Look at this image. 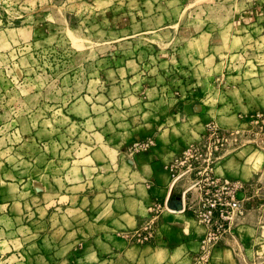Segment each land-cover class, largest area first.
<instances>
[{
    "label": "rangeland",
    "instance_id": "obj_1",
    "mask_svg": "<svg viewBox=\"0 0 264 264\" xmlns=\"http://www.w3.org/2000/svg\"><path fill=\"white\" fill-rule=\"evenodd\" d=\"M164 70L175 75L167 79L171 87L185 85L194 100L202 87L206 102L224 109L223 121L210 120L185 150L206 145L201 150L206 155L215 146L208 124H217L224 140L209 166L221 165L225 178L249 185L243 219L260 247L252 256L264 264V0H0V170L16 177L12 189L23 201L16 221H3L2 227L24 236L21 243L32 249L29 256L18 255L17 264L40 263L29 237L56 230L57 207L67 205L54 197L60 188L76 184L84 196H93L95 188L111 182L100 168L105 163L116 182L126 167L121 141L126 121L135 117L126 108L135 105L139 73L152 77ZM190 73L201 77L199 85ZM184 74L189 79L176 77ZM76 104L96 108L84 126L73 122L86 112L75 111ZM105 122L106 138L90 134ZM145 139L133 141L129 154L144 150L132 145ZM115 151L117 157L106 158ZM191 164L194 171L181 178L184 190L205 165ZM238 170L244 178L236 176ZM43 193L51 221H41ZM75 211L64 214L85 216ZM52 247L50 241L47 249ZM61 248L67 259L72 244Z\"/></svg>",
    "mask_w": 264,
    "mask_h": 264
},
{
    "label": "crops",
    "instance_id": "obj_2",
    "mask_svg": "<svg viewBox=\"0 0 264 264\" xmlns=\"http://www.w3.org/2000/svg\"><path fill=\"white\" fill-rule=\"evenodd\" d=\"M139 74L142 83L138 94L136 89L133 90L137 94L135 105L126 108L127 113L135 112V117L126 121V138L121 141L124 144L121 155L126 159V167H122L116 182L112 183L116 175L109 174L106 163L100 166L104 169V179L107 181L110 177L111 182H106L100 190L95 188L93 196H84L82 189L76 184L57 191L54 197H63L66 200L63 202L67 205H64V209L62 205L57 207L56 230L40 231L32 238L29 237L35 240L34 250L40 257L39 264H197L195 255L206 228L191 209H163L156 221L154 239L144 244L126 240L120 232H134L151 220V207L156 202L167 205L169 200L175 201L181 197L186 183L180 179L172 185V164L192 142L199 140L210 120L223 121L224 109L208 104L205 100L207 94L202 87L200 90L199 86L195 89L198 100L189 96L185 85L180 88L171 87L167 79L175 77L173 72L157 71L152 77H149L150 73ZM190 75L191 80L197 79L192 80L196 82L194 85H199L201 77L192 73ZM176 77L187 80L190 76L185 78L184 74ZM189 89L191 90L190 86ZM195 90H191L190 94H194ZM125 94L129 95L128 92ZM77 104L75 111L83 109L86 112L83 115L77 113L78 119L73 122H80L84 126L89 120L87 117L96 108L84 105L81 109ZM230 117L232 122L238 119L235 114ZM108 125L109 122H105L101 127L94 126L90 134L96 136L102 135V132L103 138H106ZM147 137L155 138L154 147L129 154V146L133 141ZM104 141L107 143V140ZM96 145L101 148L107 144L96 143L94 146ZM117 154L115 151L106 158L117 157ZM214 170L227 177L223 174L225 170L221 165ZM234 173L237 177H245L240 170ZM15 180L16 177L6 176L5 171L0 170V264H17L18 255L29 256V252H32L31 248L27 249L21 243L24 236H17L16 232L5 231L2 227L3 221L15 222L19 208L22 210L23 207V201L17 197V190L12 189L16 188ZM45 196L46 193H43L40 203V217L44 222L53 219L49 218L50 209ZM199 197L200 193L192 190L186 194V204L196 207ZM56 202L60 200L57 199ZM64 210H79L85 216L82 219L70 218L69 215L65 216ZM247 223L248 219L245 217L233 233L223 238L214 248L208 264H257L252 255L257 256L260 247L255 243L254 228ZM85 225H89L88 230L83 228ZM247 228L253 229L252 233L247 234ZM50 241L53 247L48 250ZM65 243L72 244L67 259L63 257L61 248ZM24 259L21 262L26 261L25 257Z\"/></svg>",
    "mask_w": 264,
    "mask_h": 264
},
{
    "label": "built area",
    "instance_id": "obj_3",
    "mask_svg": "<svg viewBox=\"0 0 264 264\" xmlns=\"http://www.w3.org/2000/svg\"><path fill=\"white\" fill-rule=\"evenodd\" d=\"M208 136L213 138L214 147L208 148L206 155L201 151V146H190L183 155L172 164V185L177 183L183 175L193 172L191 162L201 160L205 165L199 166L195 182L180 197L183 204L181 211L191 209L198 220L206 228V232L200 241L199 250L195 255L197 264H208L212 257L214 248L221 243L223 238L233 233L238 223L243 219L246 213V202L244 199L249 185L242 179H228L217 175L213 168L209 166L211 155L221 146L224 140L223 134L216 123L208 124ZM155 145L153 138H147L142 141H136L132 147L134 149H150ZM191 161V162H190ZM186 170L180 172L179 169L185 163ZM196 190L200 193L198 205L196 207L186 204V194L189 191ZM169 202H172L169 200ZM166 203L156 202L151 207V220L146 222L141 228L134 232L122 231L120 235L126 240L134 241L139 244L150 242L156 235V221Z\"/></svg>",
    "mask_w": 264,
    "mask_h": 264
},
{
    "label": "water",
    "instance_id": "obj_4",
    "mask_svg": "<svg viewBox=\"0 0 264 264\" xmlns=\"http://www.w3.org/2000/svg\"><path fill=\"white\" fill-rule=\"evenodd\" d=\"M169 206L171 208L177 209V210H180V209L183 208V204H182V202H181L180 199L175 200L173 204L172 203H169Z\"/></svg>",
    "mask_w": 264,
    "mask_h": 264
}]
</instances>
